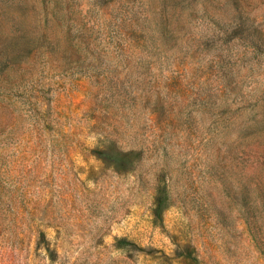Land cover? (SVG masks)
Segmentation results:
<instances>
[{
  "label": "rangeland",
  "instance_id": "374dc122",
  "mask_svg": "<svg viewBox=\"0 0 264 264\" xmlns=\"http://www.w3.org/2000/svg\"><path fill=\"white\" fill-rule=\"evenodd\" d=\"M0 264H264V0H0Z\"/></svg>",
  "mask_w": 264,
  "mask_h": 264
}]
</instances>
